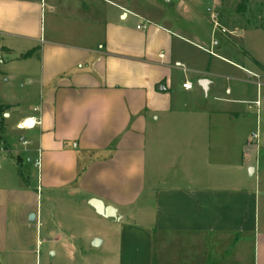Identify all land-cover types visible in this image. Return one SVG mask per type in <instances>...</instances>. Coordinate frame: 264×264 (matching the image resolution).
<instances>
[{
  "label": "crops",
  "instance_id": "obj_1",
  "mask_svg": "<svg viewBox=\"0 0 264 264\" xmlns=\"http://www.w3.org/2000/svg\"><path fill=\"white\" fill-rule=\"evenodd\" d=\"M181 4L154 20L115 0H0V75L27 76L0 99L5 124L42 118L16 155L0 146L17 168L0 198L29 232L10 247L0 231V264H39L57 238L38 195L67 189L116 209L90 206L109 228L92 237L102 264H264V26ZM39 150L32 188L20 167Z\"/></svg>",
  "mask_w": 264,
  "mask_h": 264
},
{
  "label": "rangeland",
  "instance_id": "obj_2",
  "mask_svg": "<svg viewBox=\"0 0 264 264\" xmlns=\"http://www.w3.org/2000/svg\"><path fill=\"white\" fill-rule=\"evenodd\" d=\"M120 4L128 5L141 15H145L154 20H161L164 14H175L181 3H196L210 20L223 21L229 26H264V0H115ZM181 4V5H180ZM205 4V5H204ZM215 15V16H214ZM43 28H47V19H43ZM45 26V27H44ZM218 32L220 28L216 26ZM26 75H19L11 80V84L6 83L5 75H0V99L4 101H14L26 90ZM23 98V97H21ZM16 102V101H15ZM13 102V103H15ZM21 112V111H19ZM18 121L17 113H12L11 118H5L0 127V146L10 149V153L16 155L11 150L20 147V136L28 135L27 130L18 131L15 128ZM22 149V147L20 148ZM260 153V152H259ZM15 159V157H14ZM17 159V158H16ZM23 160V159H21ZM21 164L24 183L32 185L34 188L38 179V169L29 162L23 160ZM0 185H16L14 175L17 168L10 160H6L4 155H0ZM262 184V204L261 220L264 221V175ZM1 189V188H0ZM35 190V189H34ZM2 191V190H1ZM2 196V195H1ZM2 198V199H1ZM0 198V224L1 232L5 242L10 247H18L20 239L28 235L25 229L21 228L16 215L10 210V204L4 197ZM41 198V200H40ZM37 221L40 218L44 221V232L52 233L57 238L49 243L41 241L39 251L41 257L39 264H102L107 257L106 247H94L92 237L109 236V228L106 219L98 216L91 207L84 202L83 198L67 189L60 192H44L40 197ZM40 214V215H39ZM40 216V218H39ZM49 251L54 252V256L49 257ZM51 262V263H50Z\"/></svg>",
  "mask_w": 264,
  "mask_h": 264
},
{
  "label": "built area",
  "instance_id": "obj_3",
  "mask_svg": "<svg viewBox=\"0 0 264 264\" xmlns=\"http://www.w3.org/2000/svg\"><path fill=\"white\" fill-rule=\"evenodd\" d=\"M215 16V15H214ZM215 24L218 25V23L215 20ZM139 28L141 26H138ZM223 31H225V29H223ZM183 87L185 89H192L193 88V83L190 81H186L185 83H183ZM36 110H39V108H36ZM42 124V118L40 115H32L29 117H26L24 119H22L17 127L20 130H33L35 128H37L38 126H40ZM257 134H253V138L256 139L257 138ZM24 143H27V141H24ZM2 154V149L0 148V155ZM34 167H36L37 169H40L41 167V150L38 151V156L34 159L33 162ZM0 167H1V163H0Z\"/></svg>",
  "mask_w": 264,
  "mask_h": 264
},
{
  "label": "water",
  "instance_id": "obj_4",
  "mask_svg": "<svg viewBox=\"0 0 264 264\" xmlns=\"http://www.w3.org/2000/svg\"><path fill=\"white\" fill-rule=\"evenodd\" d=\"M200 85L205 89L204 84L201 83ZM249 172L253 173L254 168L251 167L249 169ZM89 205L95 209L97 214L103 217H106V218H116L117 217L116 209L114 207L105 205L103 201L97 198L90 199ZM35 218H36V215L34 213H32L29 217L31 221L35 220ZM99 244H100V239L96 238L93 241V246L97 247Z\"/></svg>",
  "mask_w": 264,
  "mask_h": 264
},
{
  "label": "trees",
  "instance_id": "obj_5",
  "mask_svg": "<svg viewBox=\"0 0 264 264\" xmlns=\"http://www.w3.org/2000/svg\"><path fill=\"white\" fill-rule=\"evenodd\" d=\"M6 110L7 107L0 103V127L2 126V121L4 119V113L6 112Z\"/></svg>",
  "mask_w": 264,
  "mask_h": 264
}]
</instances>
